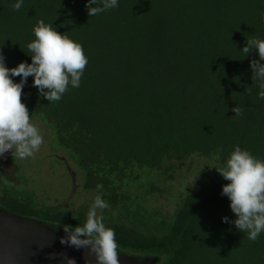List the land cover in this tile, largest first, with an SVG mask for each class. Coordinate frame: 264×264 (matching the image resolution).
Here are the masks:
<instances>
[{"label": "trees", "instance_id": "16d2710c", "mask_svg": "<svg viewBox=\"0 0 264 264\" xmlns=\"http://www.w3.org/2000/svg\"><path fill=\"white\" fill-rule=\"evenodd\" d=\"M16 2L0 0L6 67L31 63L27 45L39 21L79 43L88 59L80 86L69 85L59 101L39 96L29 77L22 102L48 131L50 148L75 164L82 189L107 202L98 214L114 230L117 251L156 257L155 264H264V232L251 241L222 223L236 217L221 195L228 181L216 170L237 146L264 161V99L250 68L258 55L242 52L248 39L264 40V0H118L91 17L87 0H23L14 11ZM5 155L0 180L11 191L23 178L10 174L12 156ZM184 169L208 181L170 191L165 184ZM165 194L176 210L167 231L136 229L147 198ZM1 200L3 210L47 225L87 219L64 202ZM146 209L152 228L163 223Z\"/></svg>", "mask_w": 264, "mask_h": 264}, {"label": "clouds", "instance_id": "9594fccd", "mask_svg": "<svg viewBox=\"0 0 264 264\" xmlns=\"http://www.w3.org/2000/svg\"><path fill=\"white\" fill-rule=\"evenodd\" d=\"M22 5L23 0H17L12 8L18 11ZM117 6L118 0H87L85 9L91 17ZM261 15L264 16V13ZM33 33L35 39L27 45L31 52L30 64L21 62L9 69L0 52V158H6L8 153L12 158L21 160L33 157L44 142L40 130L31 122L27 106L22 102L28 78H33L32 86L39 96L48 102L59 101L69 85L72 88L80 86L88 64L82 46L51 25L39 21ZM253 50L258 59L250 61L251 79L259 82V97L264 99V63H261L264 61V40L248 39L242 52L248 56ZM12 77H20V82L15 83ZM231 111L236 116L242 114L238 107ZM216 170L228 181L222 186L221 195L228 198L230 210L236 217L234 220L222 217V223L234 225L237 231L246 232L249 240L256 241L264 232V161L237 146L226 165ZM101 187L97 186L98 189ZM107 208L102 195H96L86 223L75 227L63 225L65 235L60 243L76 250L86 249L89 256L95 257L96 264H119L115 232L105 226L103 215L98 214ZM65 260L67 264H75L72 258L65 257Z\"/></svg>", "mask_w": 264, "mask_h": 264}, {"label": "rangeland", "instance_id": "374dc122", "mask_svg": "<svg viewBox=\"0 0 264 264\" xmlns=\"http://www.w3.org/2000/svg\"><path fill=\"white\" fill-rule=\"evenodd\" d=\"M31 122L37 125L36 127L40 130L44 142L33 157L23 160L12 158L13 164L10 165V174L23 179L14 184L12 190H9L10 192L8 189H4L2 180H0V199H30L37 205L47 206H55L60 202H64L63 209L70 213L88 212L94 201V196L82 189L77 167L64 152L53 151L50 148L48 131L38 120ZM65 160L69 168L77 174L78 187L74 193L72 191V178ZM199 173L200 171L193 173L192 170L185 172V169L181 172L177 171L173 179L168 181L165 186L169 187L172 192L180 193L188 186H194L203 181L207 182L206 178L197 181ZM170 198V195L165 194L158 202H155L153 197L149 196L144 207L139 209L142 217L135 219L136 222L133 223L135 228L147 233L153 231L166 232L176 211L174 202ZM147 207L150 208L149 211L158 213L163 221L162 224L152 228V224H150L152 219L149 217ZM0 208L3 207L0 205ZM124 213L126 214V211Z\"/></svg>", "mask_w": 264, "mask_h": 264}, {"label": "water", "instance_id": "95a60500", "mask_svg": "<svg viewBox=\"0 0 264 264\" xmlns=\"http://www.w3.org/2000/svg\"><path fill=\"white\" fill-rule=\"evenodd\" d=\"M72 178L75 191L74 175ZM73 195V194H72ZM63 228L0 210V264H96L87 250H76L60 243ZM119 264H155L156 257H135L118 252Z\"/></svg>", "mask_w": 264, "mask_h": 264}, {"label": "flooded vegetation", "instance_id": "af4514ba", "mask_svg": "<svg viewBox=\"0 0 264 264\" xmlns=\"http://www.w3.org/2000/svg\"><path fill=\"white\" fill-rule=\"evenodd\" d=\"M0 201H2L1 199H0ZM0 210H3L2 208H0ZM3 211H5V210H3Z\"/></svg>", "mask_w": 264, "mask_h": 264}]
</instances>
